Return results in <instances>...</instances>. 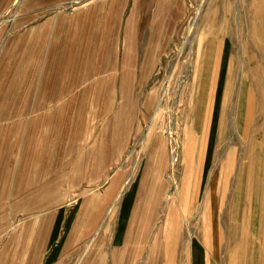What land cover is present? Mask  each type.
I'll use <instances>...</instances> for the list:
<instances>
[{"label": "rangeland", "instance_id": "374dc122", "mask_svg": "<svg viewBox=\"0 0 264 264\" xmlns=\"http://www.w3.org/2000/svg\"><path fill=\"white\" fill-rule=\"evenodd\" d=\"M183 1V19L177 27L168 29L167 42L160 45L158 56L150 61L144 60L146 64L143 60L136 61L139 67L146 66L147 74L134 78L135 90L126 93L127 102H123L120 76L93 75L84 82L82 76L69 75L65 78L69 82L67 89L49 101L41 99L38 103L44 106L16 107L15 44L5 42L11 27L0 35V152L6 151L0 155V163L18 167L15 175L29 185L38 181L40 188H31L26 194L35 195L39 191L41 195H55L56 202L48 206L55 205L54 208L65 209L67 213L82 210L94 197L107 200L110 196L96 232L87 236L85 244L95 243L99 238L103 244L110 245L114 231L124 226V219L119 216L126 206L123 202L127 197H133V206L137 207L135 212L131 207L130 211L135 215L130 213L126 225L131 233L129 245L135 250V257L131 254L130 258L133 264H149V259L154 261L152 256L156 255L154 249L166 227L168 212L176 209L182 216L184 209L187 210L181 203L183 195L192 214L186 219L185 215L182 216L180 232L184 241L175 264L187 261L185 254L187 251L188 255L191 239L200 243L195 238L200 233L203 209L212 189L214 199L219 206L221 204L219 222L226 234L224 244L220 242L218 257L224 264H232V256L237 254L240 243L239 237L235 244H230L238 175L246 151H250L257 141L256 125L264 127V110L257 113L256 109V105L264 104V100H257L264 93V77L258 84L253 77H248L251 66L263 67L264 30L259 22L264 19V11L259 13L263 2ZM226 5L231 9L230 25L229 16L224 12ZM251 5H254V18L258 20L253 25ZM3 19L1 26L6 24L5 21L10 25L14 14L9 12ZM228 27L230 34L226 31ZM252 29L258 33V50L248 49ZM85 55L91 56V53ZM250 58L254 59L248 66ZM81 63L92 64V61ZM230 71L232 92L227 109L225 106V120L220 129L218 120L212 130L213 107L219 119ZM216 90L220 98L218 105L214 106ZM109 98H112L113 107H103ZM249 104L255 109H252L251 122L246 127ZM119 119L126 125L130 123L131 128L127 135L116 140L112 130ZM210 131L214 133L210 135ZM259 131L258 136H263L264 132ZM44 139L48 140L50 151H38ZM186 151H193L188 172L185 168ZM205 151L212 153L201 193L202 171L200 176L198 171ZM230 151L235 154L224 193L221 187L225 185ZM21 166L24 167L22 170L19 169ZM196 188L197 194L191 203ZM252 193L251 188V196L243 204L239 223L242 228L246 227L251 239L258 238V253L264 256V185L261 187L260 207L252 202ZM151 202L155 203L154 215L148 222V230L139 232L135 222L143 203ZM113 204L114 210L110 214ZM255 213L259 215L261 229L259 227L257 235L253 236ZM138 233L143 234L137 236ZM210 264H214L212 260ZM237 264L243 263L239 261Z\"/></svg>", "mask_w": 264, "mask_h": 264}, {"label": "crops", "instance_id": "0c3cea01", "mask_svg": "<svg viewBox=\"0 0 264 264\" xmlns=\"http://www.w3.org/2000/svg\"><path fill=\"white\" fill-rule=\"evenodd\" d=\"M9 12L14 14V20L10 25L6 21L4 26L0 25V35L11 27L5 42L15 44L16 107L44 106L38 103L41 99L49 101L67 89L69 82L65 78L69 75L82 76L84 82L93 75L120 76L123 102H127L126 93L135 90L134 78L147 74L146 66L139 67L136 61H150L158 56L160 45L167 42L168 29L177 27L183 19L184 1L0 0V21ZM88 52L91 56L85 55ZM84 60H91L92 64L81 63ZM104 105L113 107L112 98ZM116 122L112 133H115L113 139L118 140L127 135L131 127L120 119ZM212 133L210 131V135ZM210 135L208 132L209 139ZM38 151H50L47 139L41 141ZM17 169L7 162L0 163V264L134 263L130 258L131 254L135 257V250L129 245L131 233L126 227L133 214L130 210L134 207L135 212L137 207L133 206V197L123 202L126 206L119 216L124 219V226L114 231L110 245L103 244L99 238L95 243L85 244L87 236L96 232L110 196L107 200L94 197L82 210L67 213L65 209L54 208L55 205L48 206L56 202L55 195H41L39 191L35 195L26 194L31 188L39 189L40 184L38 181L27 184L15 175ZM198 181L199 177L196 186ZM213 193L212 189L208 194L201 230L195 238L200 243L191 239L188 255L187 251L185 254L187 261L179 264H210V260L224 264L218 257L220 242L224 244L225 236L219 222L221 204L218 205ZM195 194L197 188L191 203ZM181 199L187 207L182 214L186 219L192 209L186 205L185 195ZM143 204L135 224L139 232L144 233L154 215L155 203ZM182 216L176 209L168 212L166 227L154 249V261L149 259V264H175L184 241L180 232Z\"/></svg>", "mask_w": 264, "mask_h": 264}, {"label": "bare ground", "instance_id": "6f19581e", "mask_svg": "<svg viewBox=\"0 0 264 264\" xmlns=\"http://www.w3.org/2000/svg\"><path fill=\"white\" fill-rule=\"evenodd\" d=\"M261 1L263 2V4L259 7V13L264 11V0H261ZM250 9L253 10V15H252V19H253L252 25H253V24H256V22H258V20H256L254 18V5H251ZM224 12L226 15L229 16L228 25H230L231 24V9H230V7H228L226 5V7L224 8ZM259 22H260V25L262 26V28L264 30V19L259 20ZM226 31L228 34H230L229 27L227 28ZM257 34H258L257 30L254 32V30L252 29V38L250 41L251 44H250V47L248 49H250V50H254V49L258 50L259 49V43L258 42H260V41H257ZM253 59L254 58L249 59L248 66L253 63ZM261 63L263 65V67H257V64H256L254 67L251 66L249 68L250 72H249L248 77H250V76H251V78L253 77L254 79L253 78L252 79L255 82H257V84H258V81H260V79L264 77V56H262ZM230 70H231V68H230ZM226 79H227L226 88H225L226 91L224 90V92H223L222 107H221L222 109L220 112L219 119L217 117L215 108L213 107V114H212V118H211L212 130H213V127H216L218 120L220 122L219 129H220L221 124L225 120L226 109H227V106L229 105L227 103L229 100V96L232 92V90H231L232 89L231 88V86H232V71L229 72ZM225 92H226V95H225ZM217 94H218V90H216L215 94H214V106H217L218 102H219L220 93L218 95ZM216 100H217V104L215 105ZM257 100L258 101L264 100V93L263 94L261 93ZM258 101H257V103H258ZM225 106H226V109H225ZM253 108L255 109V107H253ZM253 108H252L251 104L248 105L247 121H245L246 127L248 126L247 123L251 122L252 113L254 111V110H252ZM256 109H257V113H260L261 110H264V104L262 103V105L260 107H259V105H256ZM256 126L257 127H256L255 131L257 133H255V134H257V141L254 142V146L250 151H246V157H244L245 160L243 159L244 162L240 161L243 164L240 167V172L238 175V185H237L238 191L235 195L236 197L233 194V196L235 198L234 208L232 207L233 212H232V225L231 226H232L233 233L231 236V243H230V241H229V243L235 244L234 241L239 239V237H240V239H239L240 243H239L237 254L232 256V259H231L232 264H237V262L239 263V261L243 264H258V261H260V264H264V256H262L261 254L258 253V249H257V245H256L258 238L255 237L256 239H254V238L251 239L250 238L251 236L249 235L248 231L246 230V227L243 226V228H242V226L239 223V218H241V216H242L241 211H242L243 204H245L247 201V198L251 196V188H252V192H253L252 195L254 196L252 202L255 201V204H256L255 206L258 205L259 207L261 204V202H260V200H261L260 199L261 187H262V185H264V182H263V175H264L263 163H264V160L262 159L263 151H264V133H263V136L261 135L262 137L258 136V135L261 132L259 130H262L264 132V127H263V125H256ZM246 127H245V131H246ZM211 132L214 133V131H211ZM211 153H212V151H205L204 160H202V163L200 164L201 165L200 167L202 168L201 169L202 170V180H201V183L199 185L201 193H202V187L204 185V180L208 174L207 171L209 170V167H210ZM234 154H235L234 151H230L228 153V156H227V165H226L227 169H225V170H227V172H225V175H224L225 176V178H224L225 179V181H224L225 185H223L224 187L222 189L224 193L226 192V189L228 186L227 185L228 184L227 176H229V174L232 170ZM191 158H193V151H186V155H185L186 171L189 170V163H191L190 162ZM234 198H233V200H234ZM248 203H249V201H248ZM256 213L252 218V220H253L252 229L253 230H252L251 234L253 236L257 235L259 227H260L259 222H258L259 221L258 220L259 215H257ZM230 223H231V221H230ZM260 229H261V227H260ZM228 235H229V233H228ZM260 252H261V250H260ZM237 255H238V260H237Z\"/></svg>", "mask_w": 264, "mask_h": 264}]
</instances>
